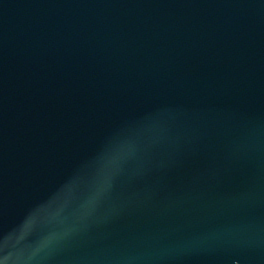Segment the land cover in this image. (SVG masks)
I'll return each mask as SVG.
<instances>
[{
	"label": "water",
	"instance_id": "obj_1",
	"mask_svg": "<svg viewBox=\"0 0 264 264\" xmlns=\"http://www.w3.org/2000/svg\"><path fill=\"white\" fill-rule=\"evenodd\" d=\"M0 264H264V0H0Z\"/></svg>",
	"mask_w": 264,
	"mask_h": 264
}]
</instances>
